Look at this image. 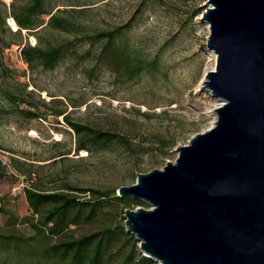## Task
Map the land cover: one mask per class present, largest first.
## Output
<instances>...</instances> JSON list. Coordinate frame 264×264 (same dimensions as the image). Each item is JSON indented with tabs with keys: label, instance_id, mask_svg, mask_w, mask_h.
Masks as SVG:
<instances>
[{
	"label": "rangeland",
	"instance_id": "1",
	"mask_svg": "<svg viewBox=\"0 0 264 264\" xmlns=\"http://www.w3.org/2000/svg\"><path fill=\"white\" fill-rule=\"evenodd\" d=\"M30 2L0 0V204L17 218L19 228H29L24 223L31 213L25 187L116 189L118 194L120 186L137 181L139 172L175 161L179 146L212 126L214 109L222 103L204 86L206 73L216 66V55L207 45L209 24L201 18L207 0H46V8L64 10L61 15L73 22L69 30L47 28L43 33L44 45H66L53 70L30 69L21 55L19 44L35 45V33L44 25L19 35L3 22L13 15L14 6L18 10ZM113 29L119 30V41L149 61L156 59L157 67L133 80L118 81L99 61L101 43H89L84 36ZM6 90L36 103L39 117L20 113L5 97ZM59 108L74 121L112 131L122 141L105 150L78 151L71 126L63 116L53 115ZM30 168L31 176L21 173ZM72 192L92 198L91 191ZM103 205L90 222L73 226L71 235L120 225L135 241L122 240L115 247L124 252L136 247L137 254L146 256L139 239L126 229L121 204L107 200ZM138 207L151 205L133 202L129 208ZM10 224L0 213V228H14Z\"/></svg>",
	"mask_w": 264,
	"mask_h": 264
},
{
	"label": "water",
	"instance_id": "2",
	"mask_svg": "<svg viewBox=\"0 0 264 264\" xmlns=\"http://www.w3.org/2000/svg\"><path fill=\"white\" fill-rule=\"evenodd\" d=\"M207 4L214 123L118 195L151 205L125 224L160 264H264V0Z\"/></svg>",
	"mask_w": 264,
	"mask_h": 264
},
{
	"label": "trees",
	"instance_id": "3",
	"mask_svg": "<svg viewBox=\"0 0 264 264\" xmlns=\"http://www.w3.org/2000/svg\"><path fill=\"white\" fill-rule=\"evenodd\" d=\"M45 1L31 0L22 9L17 10L14 6L12 12L18 25L16 31L19 35L23 29L32 31L44 25L35 33L37 39L35 45H31L30 42L24 46L19 44L22 58L30 69L40 66L45 70H53L57 67L64 56L66 45L65 43L44 45L43 33L47 28L69 30L73 24L69 17L61 15L64 10L58 8L54 11L53 7L46 8ZM42 15L50 17L48 20H39ZM3 22L7 21L3 20ZM84 36L88 38L89 43L97 41L101 43L99 61L112 71L118 81L133 80L157 67L156 59L149 61L133 46L119 41L118 29L98 31ZM4 95L11 103L17 105L20 113L30 119L39 117L36 110L38 106L26 96L10 90H6ZM22 104L28 105L30 109L21 107ZM53 115L63 116L64 121L71 126L77 140L78 151L105 150L110 144L123 139L112 131L74 121L66 109L59 108L53 112ZM21 173L31 176L34 172L30 168ZM2 177H4V169L0 161V179ZM72 190L91 191L92 198L81 199L80 195L73 193ZM24 192L31 211L24 219V223L29 228L17 227V218L0 204V213L11 221L10 225L14 226V228H0V264H159L153 258L143 256L141 252L137 254L136 247L127 252L116 248L115 244L122 240L124 243L135 241V237L127 235L120 225L116 228H101L79 237L71 235L73 226L81 222H90L104 208L103 203L107 200L119 202L123 212L133 202L144 203L143 200H135L129 196L120 197L116 189L69 187L66 191H47L33 186L25 187Z\"/></svg>",
	"mask_w": 264,
	"mask_h": 264
},
{
	"label": "built area",
	"instance_id": "4",
	"mask_svg": "<svg viewBox=\"0 0 264 264\" xmlns=\"http://www.w3.org/2000/svg\"><path fill=\"white\" fill-rule=\"evenodd\" d=\"M7 24L14 30L16 31L18 29V26L16 25V21L14 19V17L12 16V14L10 13L7 18H6Z\"/></svg>",
	"mask_w": 264,
	"mask_h": 264
},
{
	"label": "bare ground",
	"instance_id": "5",
	"mask_svg": "<svg viewBox=\"0 0 264 264\" xmlns=\"http://www.w3.org/2000/svg\"><path fill=\"white\" fill-rule=\"evenodd\" d=\"M16 25H17V23H16ZM16 25H15V26H16ZM17 26H18V25H17ZM204 78H205V77H204Z\"/></svg>",
	"mask_w": 264,
	"mask_h": 264
}]
</instances>
